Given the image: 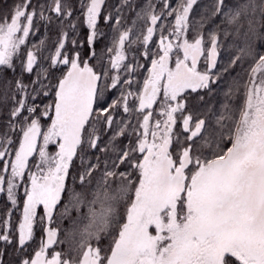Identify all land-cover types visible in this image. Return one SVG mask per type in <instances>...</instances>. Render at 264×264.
Segmentation results:
<instances>
[{"label":"snow or ice","instance_id":"snow-or-ice-1","mask_svg":"<svg viewBox=\"0 0 264 264\" xmlns=\"http://www.w3.org/2000/svg\"><path fill=\"white\" fill-rule=\"evenodd\" d=\"M197 2L179 0L173 7L160 0V7L147 0L127 27L122 7L128 0L108 14L106 0H79L80 16L71 23L75 9L67 0L36 6L22 0L0 16V109H7L0 122V194L6 193L9 205L0 219V242H14L19 187L17 251L33 239L37 219L44 233L20 264H264V52L240 48L217 71L221 26L207 39L202 21L195 30ZM212 15L228 26L225 37L235 29L264 40V0H216ZM37 16L46 28L53 18L59 21L47 55L45 39L28 44ZM101 18L112 25L113 38L97 59ZM81 19L88 29L84 59L78 37L66 50ZM245 58L251 61L247 79L234 81L235 91L232 85L222 91L224 76L243 68ZM60 66L67 70L54 77ZM117 90L109 102L107 94ZM201 91L222 95L218 111L199 108L206 103ZM124 138L127 144L118 143ZM92 150L105 158L85 159ZM76 157L85 191H77L75 175L71 187L66 182ZM57 210L61 221H70L67 235L79 237L75 257L47 255L63 243L61 229L51 226Z\"/></svg>","mask_w":264,"mask_h":264},{"label":"trees","instance_id":"trees-1","mask_svg":"<svg viewBox=\"0 0 264 264\" xmlns=\"http://www.w3.org/2000/svg\"><path fill=\"white\" fill-rule=\"evenodd\" d=\"M67 2L73 6L75 11L73 12V15L71 17V20L67 21V23H71V21L76 20L78 16H80L79 12V0H67ZM147 2V0H128V3L126 6L122 7V15L125 17L124 26H130L132 24L133 19L136 17V12L140 11V9L144 6V4ZM179 0H170V3L173 7H175L178 4ZM22 0H0V16H2L6 12H10L17 4H21ZM40 3H45V0H32V6H36ZM153 3L158 4L160 7H162V4H160V0H153ZM216 3V0H198L197 4L194 5L193 11L191 13V18L193 21L194 29L199 31L201 30L200 22L203 23V32L205 34V38L207 39L208 33L212 32L214 29L217 28L218 25H220V40H221V51H220V65L217 69V71H221L223 68H225L229 63L233 56H235L240 48H244L246 46H251L252 48L256 49L257 51L264 52V40H259L255 37H245L243 32L240 34H236L235 29H230V35L225 37L223 35V29L228 27L226 24H221V19L219 17H214L212 15L214 11V5ZM122 0H106V4L104 5V13L108 14L109 11H115V7L117 5H121ZM31 10V9H29ZM159 10V9H157ZM46 22L39 19L37 16L36 22H35V35H32L28 38V44L31 46L32 44L38 43L41 39H45L47 43V47L45 48V55L48 54L49 49H52L54 47L55 42L57 41L59 32H60V26L59 21H57L55 18H53V21L51 24L47 25V28L45 27ZM143 27V22L138 21L137 22V28ZM98 30L100 32H103L104 35L102 37H99L95 42V49L97 52V59H99L100 52L102 49L106 48L112 38H113V31H112V25L111 24H105L103 21V18L100 19L98 24ZM193 33H190V37ZM87 35H88V29L83 24L82 19L78 21V26L76 31L70 32L68 43L66 45V50L72 48L71 39L73 37H78V44L80 41L84 42V46L82 48H79L82 52V59L87 58V53L89 52V48L87 45ZM118 35V33H117ZM155 47V45H153ZM131 55V54H130ZM141 63H144L143 60L140 61ZM202 64L199 65V68L203 70L204 64L203 61H201ZM17 63H19L17 61ZM243 68H241L239 65L235 67L234 70H230L227 75L224 76L222 83L224 84V88L222 91H227L228 87L230 85L233 86V91H235V85L234 81L238 80L241 84L244 82V80L247 79V75L244 72V69H247L250 66L251 61L247 58L242 62ZM92 65H96L97 61L92 60ZM47 67V65H45ZM67 68L64 66H60L57 69L53 70L52 75L59 76L62 74L63 71H66ZM99 70V69H97ZM3 70L0 69V72ZM141 72L146 73V69H141ZM12 73L9 71L8 76L11 77ZM16 75H19V70L17 69ZM31 77L25 75L26 82ZM139 79H143V76H139ZM242 91V89H241ZM119 94V91H113L107 94V99L110 102L114 97H116ZM200 95H203L205 97V104L199 105V108L207 109L208 106H214L217 111L219 110L220 104L223 102V97L220 94L217 95H209L208 93L201 91ZM51 99V97H49ZM47 103V101H45ZM158 104L154 105V108L157 109ZM119 118V117H118ZM135 117H133L134 119ZM7 119V109L3 108L0 109V122L6 121ZM45 127L47 126L48 121H43ZM109 136H111V133H108L107 135H103L101 143V147H104V145L107 143ZM122 144H127L128 140L127 138H124L122 141L118 142ZM49 151L54 152L55 147L49 146ZM97 155H100L102 160L105 158L102 153H100L98 150H92L87 153L85 156V159L91 158L93 162H95V157ZM111 152L108 153L109 162H111ZM31 160V158H30ZM34 163V161H33ZM80 166V158L76 157L74 164L71 168V175L66 178V182L68 183L69 187L72 186V176H76V187L77 191H85L84 189H81L79 187V171H81ZM123 170V169H121ZM100 175L99 172L96 173V175L93 177V183L92 188H95L96 185V178H98ZM113 187H115L113 185ZM92 188H89L86 190V199L91 200L92 199ZM17 196L19 200V208L13 212L12 214V232H13V243L12 244H5L4 242H0V264H20L21 260L28 256L30 257L35 250L38 249L41 241V237L44 235L43 233V226L39 223V220L34 224V236L33 239L29 242H26V245L24 246L23 250L17 251L18 244L15 242L16 236V228L19 223V220L21 218L22 213V206H23V187H19L17 190ZM65 202L67 201V196L64 197ZM9 208V205L7 203L6 199V193L0 194V219H2L5 214L7 213V210ZM63 208V204L60 205V209ZM88 211L87 206L85 205L82 208V213L86 214ZM38 212L40 215L43 214L42 207H38ZM78 214L73 211L72 216L75 218ZM52 227H59L61 229L59 233V239L63 243H57L54 245L53 249H50L48 252L51 254L52 251H60L63 253H66V258L75 257L78 255V252L76 251L78 247L79 237L77 236L75 240H73L72 237L67 235V231L71 228L70 221L67 219L61 221L59 216V210H57L56 218L54 220V223L51 225ZM107 241H105V244Z\"/></svg>","mask_w":264,"mask_h":264},{"label":"rangeland","instance_id":"rangeland-1","mask_svg":"<svg viewBox=\"0 0 264 264\" xmlns=\"http://www.w3.org/2000/svg\"><path fill=\"white\" fill-rule=\"evenodd\" d=\"M200 64H202V62H200ZM199 64V65H200ZM199 65H198V67H199ZM202 70V69H201ZM156 109V108H155ZM159 109V105H158V107H157V110ZM42 207V206H41ZM35 224V223H34ZM53 247H54V245L51 247V249H53ZM49 251V250H48ZM53 252H56V251H52L51 252V254L53 253ZM51 254H49V252H47V255H49V256H51Z\"/></svg>","mask_w":264,"mask_h":264}]
</instances>
